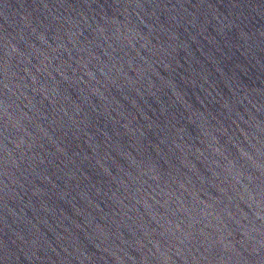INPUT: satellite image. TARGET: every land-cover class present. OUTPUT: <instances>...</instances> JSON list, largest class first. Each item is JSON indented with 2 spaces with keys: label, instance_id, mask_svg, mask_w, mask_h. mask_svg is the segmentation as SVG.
I'll use <instances>...</instances> for the list:
<instances>
[{
  "label": "water",
  "instance_id": "95a60500",
  "mask_svg": "<svg viewBox=\"0 0 264 264\" xmlns=\"http://www.w3.org/2000/svg\"><path fill=\"white\" fill-rule=\"evenodd\" d=\"M0 264H264V0H0Z\"/></svg>",
  "mask_w": 264,
  "mask_h": 264
}]
</instances>
